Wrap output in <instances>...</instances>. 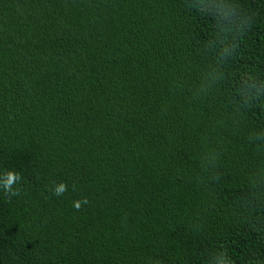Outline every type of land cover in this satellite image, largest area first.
<instances>
[{
  "label": "trees",
  "instance_id": "trees-1",
  "mask_svg": "<svg viewBox=\"0 0 264 264\" xmlns=\"http://www.w3.org/2000/svg\"><path fill=\"white\" fill-rule=\"evenodd\" d=\"M7 170L0 264H264V0H0Z\"/></svg>",
  "mask_w": 264,
  "mask_h": 264
},
{
  "label": "clouds",
  "instance_id": "clouds-1",
  "mask_svg": "<svg viewBox=\"0 0 264 264\" xmlns=\"http://www.w3.org/2000/svg\"><path fill=\"white\" fill-rule=\"evenodd\" d=\"M21 177L19 172L13 171V170H7V171H0V190H2L4 193L15 196L17 195L18 189L13 188L14 184H19ZM65 191V185L63 182L54 185L52 189V194L55 196L61 195ZM81 203H87L86 200L81 201H74L73 207L79 208ZM217 264H228L227 259L224 256H221Z\"/></svg>",
  "mask_w": 264,
  "mask_h": 264
}]
</instances>
